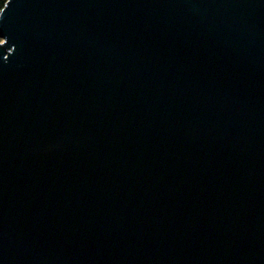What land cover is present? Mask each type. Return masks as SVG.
<instances>
[{
  "label": "water",
  "instance_id": "1",
  "mask_svg": "<svg viewBox=\"0 0 264 264\" xmlns=\"http://www.w3.org/2000/svg\"><path fill=\"white\" fill-rule=\"evenodd\" d=\"M0 264H264V0H7Z\"/></svg>",
  "mask_w": 264,
  "mask_h": 264
},
{
  "label": "trees",
  "instance_id": "2",
  "mask_svg": "<svg viewBox=\"0 0 264 264\" xmlns=\"http://www.w3.org/2000/svg\"><path fill=\"white\" fill-rule=\"evenodd\" d=\"M7 0H0V10L4 7Z\"/></svg>",
  "mask_w": 264,
  "mask_h": 264
}]
</instances>
